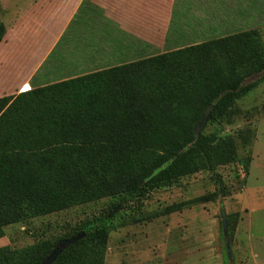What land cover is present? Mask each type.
<instances>
[{
    "label": "trees",
    "instance_id": "16d2710c",
    "mask_svg": "<svg viewBox=\"0 0 264 264\" xmlns=\"http://www.w3.org/2000/svg\"><path fill=\"white\" fill-rule=\"evenodd\" d=\"M4 34L0 24V42ZM262 80L264 46L250 29L1 97L0 237L11 224L235 161L229 137L193 131L208 106L209 122L222 120ZM104 233L95 227L82 240ZM57 244L1 247L0 264H43ZM105 254L103 245L78 246L55 264H104Z\"/></svg>",
    "mask_w": 264,
    "mask_h": 264
},
{
    "label": "rangeland",
    "instance_id": "374dc122",
    "mask_svg": "<svg viewBox=\"0 0 264 264\" xmlns=\"http://www.w3.org/2000/svg\"><path fill=\"white\" fill-rule=\"evenodd\" d=\"M247 1L245 15L254 20L264 46V0L254 1L262 5L255 13L249 7L252 0ZM202 133L229 137L237 159L140 194L103 198L8 225L0 248L16 250L45 240L58 246L80 237L79 247L106 248L104 264H251L253 254L264 259V80L237 99L224 119L208 121ZM244 160H249L247 171ZM177 205L179 211L167 212ZM221 210L226 213L233 263L226 253ZM101 226L107 233L82 240L86 231ZM77 229L84 233L70 236ZM74 244L57 257L68 259L78 246L65 251Z\"/></svg>",
    "mask_w": 264,
    "mask_h": 264
},
{
    "label": "crops",
    "instance_id": "0c3cea01",
    "mask_svg": "<svg viewBox=\"0 0 264 264\" xmlns=\"http://www.w3.org/2000/svg\"><path fill=\"white\" fill-rule=\"evenodd\" d=\"M246 2L0 0V98L256 29Z\"/></svg>",
    "mask_w": 264,
    "mask_h": 264
},
{
    "label": "water",
    "instance_id": "95a60500",
    "mask_svg": "<svg viewBox=\"0 0 264 264\" xmlns=\"http://www.w3.org/2000/svg\"><path fill=\"white\" fill-rule=\"evenodd\" d=\"M213 110V106L210 105L208 106L199 122L197 123V125L194 128L193 134L195 138H198L199 135L202 133V130L204 129V127L206 126L207 122L210 119V115L211 112ZM220 218H221V224H222V232H223V237H224V243H225V248H226V253H227V257L230 261V263H233V256H232V252H231V248H230V243H229V238H228V232H227V218H226V213L224 210L220 211ZM80 239V237H74L71 239H67L62 241L57 249L51 254L50 257H48L43 264H51L53 262V260L58 256V254L66 247H68L69 245L74 244L75 242H77V240Z\"/></svg>",
    "mask_w": 264,
    "mask_h": 264
},
{
    "label": "built area",
    "instance_id": "2783aa9c",
    "mask_svg": "<svg viewBox=\"0 0 264 264\" xmlns=\"http://www.w3.org/2000/svg\"><path fill=\"white\" fill-rule=\"evenodd\" d=\"M23 90V89H22Z\"/></svg>",
    "mask_w": 264,
    "mask_h": 264
}]
</instances>
